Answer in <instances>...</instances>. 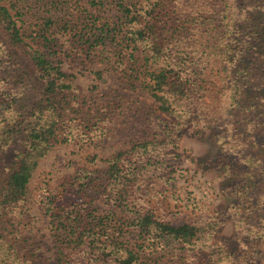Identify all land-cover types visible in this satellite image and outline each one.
<instances>
[{"label": "trees", "instance_id": "1", "mask_svg": "<svg viewBox=\"0 0 264 264\" xmlns=\"http://www.w3.org/2000/svg\"><path fill=\"white\" fill-rule=\"evenodd\" d=\"M109 4L0 0V264H44L31 243L25 203L49 151L77 138L126 134L127 128L131 145L104 158L108 167L96 192L103 211L85 186L99 178L95 171L85 170L80 185L70 182V197L41 198L51 217L56 264H156L159 251L176 245L186 249L190 264H232V253L215 238L216 215L174 222L156 213L145 191L153 174L169 166L167 151L178 147L186 125L223 117L228 134L222 140L235 152L224 158L239 170L237 215L242 219L244 209L264 218V205L262 214L256 212L259 199L264 204V0ZM34 6L45 15L29 32L25 10ZM215 6L219 18L212 15ZM62 30L75 32L79 57L119 65L128 86L147 90L155 103L137 102L128 127L123 110L117 114L108 104L94 111L58 59ZM91 71L106 80L103 69Z\"/></svg>", "mask_w": 264, "mask_h": 264}, {"label": "rangeland", "instance_id": "2", "mask_svg": "<svg viewBox=\"0 0 264 264\" xmlns=\"http://www.w3.org/2000/svg\"><path fill=\"white\" fill-rule=\"evenodd\" d=\"M112 1L114 0H109V7L114 5ZM215 9L212 15L219 18L220 7L215 6ZM25 11L27 14L24 18L27 21L24 25H28L30 32L31 23L44 16L45 10H38L34 6ZM61 35L65 47L58 55V59L62 61L65 72L75 80L81 94L86 96L87 104L94 111L108 104L117 111V114L123 110L122 120L125 119L128 127L133 119L129 110H134L133 106L137 102L155 103L147 90L128 86L125 73L119 65L113 67L102 61L93 64L79 57L76 48L78 37L75 32L68 34L62 30ZM94 68L104 70L105 81L101 82L95 78L91 71ZM93 84L98 86L93 88ZM224 121L223 117H218L214 124L208 120L209 123L206 125L205 121L200 120L198 125L193 122L186 125L181 132L178 147L167 151L171 154L169 166L153 174L148 180L145 192L150 206H153L158 215L170 217L177 223L191 221L204 214L216 215L220 224L216 229L215 238L224 242L232 253V264L235 263V259L239 264H264V218L259 215L253 217L247 214L248 211L240 209L244 215L240 219L235 210V203L239 201L236 189L239 183L236 181L240 177L237 173L239 170L235 173V166L229 167L227 163L231 161L224 158L228 150L232 151L229 145L224 144V139L222 140V136L228 134L224 131ZM91 123H96V119L94 118ZM198 128L201 129L200 133H197ZM132 138L134 137L128 128L126 134L116 136L77 138L55 145L42 159L31 178L25 209L27 230L34 237L31 243L38 246V255L44 264H56V251L51 217L47 214L41 198L46 194H52L57 198L70 197L65 193V189L70 187V182L77 180L76 185H80L81 175L85 170L95 171L99 178L94 179L92 185L85 186H90L92 194L97 197L100 211H103L105 205L96 192L100 191V182L108 167L104 158L120 149L128 148ZM233 147L235 150V145ZM92 154L98 155L96 161L89 159ZM232 154L235 155V152L232 151ZM238 168L243 171L241 167ZM86 180L89 181L90 176ZM79 201L82 202V199ZM262 201V198L258 201L257 214L261 213L264 205L261 204ZM249 202L244 205L249 206ZM157 255L159 258L156 264H190L185 257L186 249L178 245L166 251H159ZM206 255L207 253L204 254Z\"/></svg>", "mask_w": 264, "mask_h": 264}]
</instances>
